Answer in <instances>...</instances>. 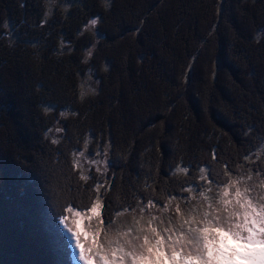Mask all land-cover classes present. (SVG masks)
<instances>
[{
	"label": "trees",
	"instance_id": "obj_1",
	"mask_svg": "<svg viewBox=\"0 0 264 264\" xmlns=\"http://www.w3.org/2000/svg\"><path fill=\"white\" fill-rule=\"evenodd\" d=\"M55 1L0 0V264H72L87 146L110 148L105 223L264 167V0Z\"/></svg>",
	"mask_w": 264,
	"mask_h": 264
},
{
	"label": "snow or ice",
	"instance_id": "obj_2",
	"mask_svg": "<svg viewBox=\"0 0 264 264\" xmlns=\"http://www.w3.org/2000/svg\"><path fill=\"white\" fill-rule=\"evenodd\" d=\"M256 171L261 175L258 190L255 184L242 183L243 177L228 180L217 197L200 193L207 201L204 210L189 211L188 218L181 216L178 223L169 220V226L159 229L153 216L146 226L137 220L135 228L113 235L106 232L100 239L99 227L90 225L84 231L79 220H73L74 231L65 217L61 221L66 229L65 249L72 264H264V167ZM81 179L88 177L81 175ZM148 206L152 207L151 201ZM101 207L98 199L90 205L97 217ZM67 211L72 213L73 207ZM107 223L111 225L110 218Z\"/></svg>",
	"mask_w": 264,
	"mask_h": 264
},
{
	"label": "rangeland",
	"instance_id": "obj_3",
	"mask_svg": "<svg viewBox=\"0 0 264 264\" xmlns=\"http://www.w3.org/2000/svg\"><path fill=\"white\" fill-rule=\"evenodd\" d=\"M67 1V0H66ZM75 3V0H69L64 8H68V3ZM106 5H110V0H103ZM65 0H56L54 4H64ZM95 20L96 23L92 24V21ZM100 23L99 19L94 18L90 21L87 28L95 29L96 26ZM99 88V83L96 80L93 72H89L86 77H84L82 81L81 89L82 91L87 93H95ZM64 128L62 124H57L51 131H49L48 135L52 138L53 141L58 142L63 138ZM82 153V155H81ZM109 154L110 148L108 145H104L98 148H91L87 146L85 149L81 151H77L72 154V159L74 163L78 165L79 172L81 175L87 176L88 179L92 177V172L98 173L102 176L103 181L97 186L98 195L94 204L97 203V199L99 200L100 205H102V189L109 184L108 180V172H109ZM264 159V151H260L253 155L249 160L250 162L257 161V159ZM99 169V171H97ZM251 176V180H248L247 177ZM243 177L242 183L247 184H255L257 186V190L259 189V182L261 179L260 174H256L252 172L251 169H246L241 175H233L231 179H240ZM230 179V180H231ZM223 186L216 185L214 183H209V185L205 188L204 191H200L196 187L192 188L188 196L184 197H173L170 199L167 205L158 207L157 205H152L149 207L148 204L140 206L137 210L134 211H123L118 214L116 220L108 225L102 219V208H100V216L97 217L91 212V209L87 211H79L73 209L72 213L66 212V215L62 217L60 220V226L63 229L64 233L66 231L65 225L61 223L65 217H67V224L69 227H72L75 231V225L72 223L73 220H79L80 227L84 231H88L89 226L99 227L100 228V239H103L105 233L108 235L118 234L121 231H127L130 227L135 228V221L139 220L141 224H145L146 221L151 217H157L156 224L158 229L161 227L169 226V220H172L176 223L180 221L181 216L184 218H188L189 211H202L207 206V201L200 195L201 192H204L210 198L217 197L219 189ZM211 189V191H209ZM93 204V205H94ZM179 207L180 211L176 212V208ZM79 213V215H76ZM99 221H103V225L99 224ZM162 222V223H161ZM90 237L94 235V233H89ZM82 264V262H80Z\"/></svg>",
	"mask_w": 264,
	"mask_h": 264
}]
</instances>
